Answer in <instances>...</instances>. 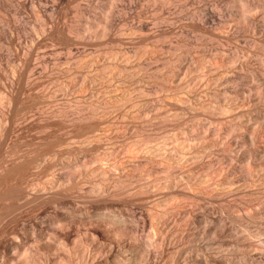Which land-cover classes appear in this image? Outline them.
<instances>
[{
  "label": "rangeland",
  "instance_id": "obj_1",
  "mask_svg": "<svg viewBox=\"0 0 264 264\" xmlns=\"http://www.w3.org/2000/svg\"><path fill=\"white\" fill-rule=\"evenodd\" d=\"M0 113L30 264H264V0H0Z\"/></svg>",
  "mask_w": 264,
  "mask_h": 264
},
{
  "label": "bare ground",
  "instance_id": "obj_2",
  "mask_svg": "<svg viewBox=\"0 0 264 264\" xmlns=\"http://www.w3.org/2000/svg\"><path fill=\"white\" fill-rule=\"evenodd\" d=\"M2 113H0V264H30L28 196L26 191L17 192L14 187L16 179L22 184L28 181L30 161L27 126L24 124V135L17 143L11 138L12 127L4 132ZM17 157L22 160L14 165ZM21 208L23 211L17 214ZM18 215L23 218L22 224L19 223ZM18 223L21 226H18ZM17 226L21 227L20 231Z\"/></svg>",
  "mask_w": 264,
  "mask_h": 264
}]
</instances>
